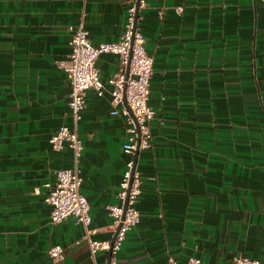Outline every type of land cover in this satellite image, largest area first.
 Returning a JSON list of instances; mask_svg holds the SVG:
<instances>
[{
	"label": "crops",
	"instance_id": "0c3cea01",
	"mask_svg": "<svg viewBox=\"0 0 264 264\" xmlns=\"http://www.w3.org/2000/svg\"><path fill=\"white\" fill-rule=\"evenodd\" d=\"M137 27L153 58L148 104L152 146L136 169L139 222L115 264L264 262V3L261 0H146ZM128 0H0V264H106L91 253L72 216L50 220L46 184L72 166L68 146L49 137L72 127L69 83L61 62L82 21L91 43L117 41ZM101 82L119 56L96 59ZM110 95L89 89L78 123L81 191L89 202L90 238L112 237L108 206L125 162L124 117ZM54 244L64 248L50 257Z\"/></svg>",
	"mask_w": 264,
	"mask_h": 264
},
{
	"label": "built area",
	"instance_id": "2783aa9c",
	"mask_svg": "<svg viewBox=\"0 0 264 264\" xmlns=\"http://www.w3.org/2000/svg\"><path fill=\"white\" fill-rule=\"evenodd\" d=\"M261 1L264 3V0ZM147 6L146 0H128L122 31L118 40L114 42H102L94 46L83 22L80 21L75 26L70 41V52L60 64L70 88L68 107L71 112L72 127L62 125L49 137L52 149L59 151L66 145L72 151V166L59 169L56 172L55 182L46 184L48 191L44 200L51 205L50 220L57 223L72 216L75 222L82 226L83 237L87 239L92 254L97 249H104L107 253L109 250L107 259L109 264H115L116 253L121 248L127 231L140 219L136 201L141 192V179L139 171L136 166L134 167L135 151L152 146L150 122L155 112L148 104V98L153 58L145 50L144 37L136 26L137 12L139 14V11ZM103 53L119 56V68L108 79L109 89L101 82L95 65L96 59ZM89 89L95 90L98 96L107 92L113 107L111 113L121 114L125 122L126 138L122 144V151L129 157L125 162L117 191L121 202L108 206L112 217L113 239L112 237L102 240L90 238V234L95 229L90 226L89 202L81 191L83 177L80 158L83 145L78 132V123L86 106V93ZM48 253L52 259L59 260L64 255V248L60 244H54L49 247ZM234 260L236 264H264L259 258L242 254L237 255ZM163 264H176V259L168 254ZM184 264H200V258L190 256Z\"/></svg>",
	"mask_w": 264,
	"mask_h": 264
},
{
	"label": "water",
	"instance_id": "95a60500",
	"mask_svg": "<svg viewBox=\"0 0 264 264\" xmlns=\"http://www.w3.org/2000/svg\"><path fill=\"white\" fill-rule=\"evenodd\" d=\"M137 16H138V12H137V14H136V18H137ZM137 20V19H136ZM136 26H137V21H136ZM126 70H127V72H128V66H127V68H126ZM138 149L135 151V154H134V167L136 166V162H137V155H138ZM126 207V203L124 204V208ZM113 237H114V234H113V236H112V239H113ZM108 256H109V250H108ZM107 264H109V261L107 260Z\"/></svg>",
	"mask_w": 264,
	"mask_h": 264
}]
</instances>
